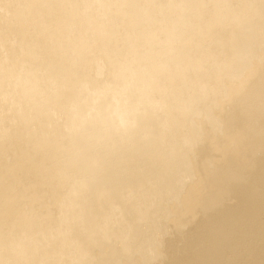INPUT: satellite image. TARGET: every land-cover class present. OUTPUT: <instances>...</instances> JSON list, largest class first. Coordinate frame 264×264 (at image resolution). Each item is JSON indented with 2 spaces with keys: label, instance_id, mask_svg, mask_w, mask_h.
Instances as JSON below:
<instances>
[{
  "label": "clouds",
  "instance_id": "clouds-1",
  "mask_svg": "<svg viewBox=\"0 0 264 264\" xmlns=\"http://www.w3.org/2000/svg\"><path fill=\"white\" fill-rule=\"evenodd\" d=\"M0 264H264V0H0Z\"/></svg>",
  "mask_w": 264,
  "mask_h": 264
}]
</instances>
